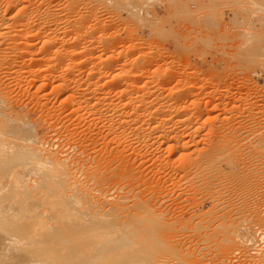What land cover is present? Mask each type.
<instances>
[{
    "label": "rangeland",
    "instance_id": "1",
    "mask_svg": "<svg viewBox=\"0 0 264 264\" xmlns=\"http://www.w3.org/2000/svg\"><path fill=\"white\" fill-rule=\"evenodd\" d=\"M24 1L58 13L43 16L58 39L0 40L1 103L37 134L35 148L79 158L86 177H73L93 196L108 188L116 222L132 223H117L124 251L138 248L128 256L260 264L242 238L264 225V0ZM5 5L0 16L20 6Z\"/></svg>",
    "mask_w": 264,
    "mask_h": 264
},
{
    "label": "bare ground",
    "instance_id": "2",
    "mask_svg": "<svg viewBox=\"0 0 264 264\" xmlns=\"http://www.w3.org/2000/svg\"><path fill=\"white\" fill-rule=\"evenodd\" d=\"M5 1H6V5L10 6V8H12V7L14 8L15 6L17 8L19 5L20 6L17 9H15V11L17 10L15 12L16 14H14L15 16L10 17V15L5 16L4 14L2 16H0V22H1L0 23V40H2V39H5V40L6 39L7 40L8 39H10V40L11 39H13V40L20 39L21 41L23 40V42H24V41H29V40L32 41V40H34L40 36V38H43V40H45V42L46 41L51 42V40L54 39L53 37L54 36L56 37V35L53 34L54 30L53 31L51 30L52 27L50 28L49 27L50 25L47 26L48 23L50 24V22H48L47 19L49 20V19L53 18L52 15L55 16L58 14V13L57 14L55 13V15H54V12L50 8L51 6L50 7L48 6L47 10L44 9L45 11H43L44 15L43 14L42 15L43 16L46 15L48 17L47 19H45L46 16L45 17L40 16L41 15V13H39L41 11L40 7H39V10H40L39 12L37 10L38 8L37 7H36L37 9L35 8L37 10L38 14L37 13L34 14L35 9H33V11H31V9L29 7L26 8L29 4L26 5L24 0H5ZM26 9H27V11H26ZM28 10H29V12L30 11L31 12L29 13ZM42 10H43V7H42ZM2 12H4V11L2 10ZM35 15H38V17H36ZM10 25L12 26L14 33L16 31L15 34L13 32H11V31H13L12 29L9 30L11 28ZM6 26H8V28L10 27L8 30H9V32H11V34L7 31ZM71 26H73V25H71ZM43 31H45V32L41 33ZM8 33H9V35H8ZM5 40H2V41H5ZM21 41L18 40L17 44H18V42H21ZM23 42H21V43H23ZM29 42H24L25 45L23 44L26 47V43H28L27 44L28 49L32 48V45H33V44H30L33 41L30 43ZM7 43L9 45V42H7ZM12 43H13V41H12ZM52 43H53V41H52ZM54 43H56V42H54ZM14 45H16V44H14ZM47 46L50 47L49 42H48ZM11 50H12V48H11ZM23 50H24V51H22L23 54H25L26 51H28V53H29V50H26L25 48ZM46 50H52V49H49L47 47ZM0 52H2V51H0ZM3 52H5V51H3ZM9 52H11V51L9 50ZM30 52H31V50H30ZM32 52H34V51H32ZM3 54L1 53V56L4 57ZM46 54L49 55V53H46ZM50 54H52V53L50 52ZM19 56H20V54H19ZM42 56H44V55L42 54ZM46 58H47V56H46ZM6 59H5V61H6ZM30 59H32V58H30ZM41 59H42V57H41ZM44 59L45 58H43V60ZM23 60H24V57H23ZM47 60H49V59H45V61H47ZM47 62H50V61H47ZM6 63H8V62H6ZM42 64L44 65V63H42ZM43 65L42 66L40 65L41 66L40 70L43 69L44 66H46V64L44 66ZM48 65H50V64L49 63L47 64V69L49 68ZM18 66H20V64ZM21 67H23V66L21 65ZM37 69H38V67H37ZM22 71H24V70H22ZM27 74H28V72H27ZM40 76H41V74H40ZM1 91H0V93L2 94V92L4 93L5 90L2 92ZM5 95H6V93H5ZM5 95L2 94V99H1V95H0V103L2 102L1 100H4ZM6 97H8V96L6 95ZM6 100H7V98L5 99V102H6ZM8 101H9V99H8ZM5 104L4 105L2 104L3 108H2V106L0 108V117H1V119H0V264H143L141 262H143L144 257H146V256H144V254H143L144 257L141 259V262H139V263H137L139 261V259L137 262H135V261H133L134 256L132 258L128 256V255H130V253L131 254L136 253L135 256H137L138 252H135V251H136V249L138 250V248H136V246H134V248H136L134 252L131 251V249H130V251H128L129 249L127 247H129L130 245L128 244L129 245L128 246L125 244L129 243V240L127 242V240L125 239L126 237L124 236L125 234L123 235L120 233V230L122 228H118L117 226L121 227L122 225H124L122 227L124 228L126 226L125 229L127 231V229H128L127 227H130L132 223L129 224L128 222H126L124 224L123 221H122V223L119 221L116 222V220H118L116 217L119 216V214L116 215L117 214L116 211H119V209L118 210L116 209L117 208L116 203L119 204V202L118 201L116 202V198L114 199V197L112 199H110V197H111L110 194L106 192L108 190V188L106 190L104 188H102L101 185H103L106 180L104 182H102L104 179L102 180V178H99L101 176H99L97 178L96 172H95L96 181H97V179H99V180L101 179L100 182L102 184L101 185L97 184V185L101 186L100 188L97 187L96 185H94L99 189H97V191L95 190L98 193V196H96V195L93 196L94 191L92 192V194H93L92 195L91 191L86 189L87 187L85 188L80 182H77V180H76L77 176H76V178L73 177V173H77V172H75V171H77L76 168L81 163L80 160H78L79 158L78 159L76 158L77 161L75 159L71 160V158L66 157V153L64 154V156H65L64 157V156H62L63 154L59 155L58 154L59 152H54V151L52 152V150H49L48 148L45 149L46 147L43 145H40V147H42V148H39V146H37V148H35L36 147L35 145H36L37 141L39 140L37 137V134H35L33 132V130H31L26 125H24V126L19 125L18 126L17 124L20 123V121H21L20 119L22 117L20 119H17V118H19L17 116L16 119L19 121V123H17L16 122L17 120H16L15 121L17 123L16 124L12 120L13 118L12 119L10 118L11 115L9 112H7L8 111L7 109H9V107L5 106ZM14 119H15V117H14ZM11 120L15 124H13V122L11 123ZM94 120H95V118L93 119V121ZM127 120H129V119H127ZM135 121H136V119H135ZM111 122L113 125L114 124L113 121H111ZM111 122H110V126H111ZM123 122L125 123V121H123ZM21 123H22V121H21ZM193 123H195V122L193 121ZM110 126H107V127H110ZM114 126H116V125H114ZM107 127H105V128H107ZM110 131H108V132L110 133ZM111 134H114V133H111ZM55 136H57V134ZM58 137H59V135H58ZM103 138H104V136H103ZM69 139H70V137H69ZM114 140H115V138H114ZM49 144H51V143H49ZM80 145H83V144H80ZM57 151H58V149H57ZM82 154H83V152H82ZM100 159L102 162V158H100ZM81 160H83V159H81ZM85 162L88 163L87 160L86 161L84 160V163L81 164L82 167H84L83 165L86 164ZM91 162H93V161H90V163ZM97 162L101 163L100 161H97ZM120 162H122V161H120ZM90 163L87 165L88 167H85V169L87 168L89 171H90L89 168H92L91 166H93V164H90ZM100 165H102V164H100ZM95 168H97V166ZM81 171L83 172L84 170H82V168H81ZM101 171L99 173H101ZM79 173H81V172H78L77 174H79ZM99 173H97V174H99ZM85 174H86L85 172L83 174L81 173V176L82 175L84 176ZM83 176H82V178L86 177V176L85 177H83ZM91 177L93 180L94 175H92ZM86 179H87V181H83V182L87 183L88 181L89 182L92 181L89 178H86ZM79 180H80V178H79ZM80 181L82 182V180H80ZM97 182H95V183H97ZM100 182H98V183H100ZM105 184H104V186H105ZM108 194L110 197H108ZM118 207H119V205H118ZM155 211H156V209H155ZM133 218L134 217H132V220H133ZM117 223L122 224V225H117ZM137 224L139 225V223H137ZM164 224H166V223H164ZM122 232H124V229ZM228 239L230 240V238H228ZM228 239H226V240H228ZM131 247L132 246H130V248ZM125 248L128 249V250H125V251H128L127 255H125L126 254L124 251ZM122 249L124 251L123 252L124 254L122 253ZM132 249H133V247H132ZM250 253H249V255H250ZM123 255L128 256L129 259H127ZM249 255H248V257H249ZM258 255L260 258H262V262H263L262 263L260 261L261 263L260 262L259 263L264 264V261H263L264 253H261ZM116 256H118V257H116ZM251 256H253V254H251ZM255 258H257V257H255ZM249 259L252 260V257L251 258L249 257ZM253 259H254V256H253ZM189 261H190V259H189ZM146 262H144V263H146ZM253 264H254V262H253Z\"/></svg>",
    "mask_w": 264,
    "mask_h": 264
},
{
    "label": "built area",
    "instance_id": "3",
    "mask_svg": "<svg viewBox=\"0 0 264 264\" xmlns=\"http://www.w3.org/2000/svg\"><path fill=\"white\" fill-rule=\"evenodd\" d=\"M242 241L253 255L264 253V225H250L249 231Z\"/></svg>",
    "mask_w": 264,
    "mask_h": 264
}]
</instances>
